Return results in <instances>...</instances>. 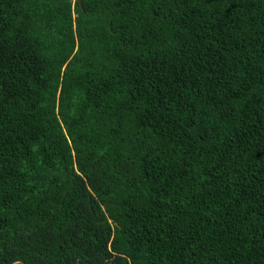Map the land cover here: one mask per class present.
<instances>
[{
    "label": "trees",
    "instance_id": "obj_1",
    "mask_svg": "<svg viewBox=\"0 0 264 264\" xmlns=\"http://www.w3.org/2000/svg\"><path fill=\"white\" fill-rule=\"evenodd\" d=\"M0 52V264H264V0H0Z\"/></svg>",
    "mask_w": 264,
    "mask_h": 264
},
{
    "label": "snow or ice",
    "instance_id": "obj_2",
    "mask_svg": "<svg viewBox=\"0 0 264 264\" xmlns=\"http://www.w3.org/2000/svg\"><path fill=\"white\" fill-rule=\"evenodd\" d=\"M210 2V0H209ZM246 5L241 3L239 7H245ZM21 56L24 55L23 52L20 54ZM195 59V57H193ZM18 59V58H17ZM6 70V65L4 62L3 54L0 52V76L4 75V71ZM132 71H136L135 67H133ZM152 100H155V97L152 98ZM152 100H149L148 103H152ZM152 119H156V117H152ZM2 139V138H0ZM261 157H264V153H261ZM249 176L251 177V180H249ZM243 181H247L249 184H252L255 186V194L258 197L264 198V168H256V169H249L247 171L246 175L242 176ZM259 181L257 184L256 182ZM90 264H95V261L93 260L90 262Z\"/></svg>",
    "mask_w": 264,
    "mask_h": 264
},
{
    "label": "water",
    "instance_id": "obj_3",
    "mask_svg": "<svg viewBox=\"0 0 264 264\" xmlns=\"http://www.w3.org/2000/svg\"><path fill=\"white\" fill-rule=\"evenodd\" d=\"M76 1H79V0H76Z\"/></svg>",
    "mask_w": 264,
    "mask_h": 264
}]
</instances>
